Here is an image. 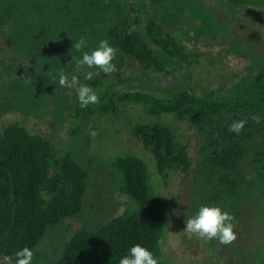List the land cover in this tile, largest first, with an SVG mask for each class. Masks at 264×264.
Instances as JSON below:
<instances>
[{"label":"rangeland","instance_id":"rangeland-1","mask_svg":"<svg viewBox=\"0 0 264 264\" xmlns=\"http://www.w3.org/2000/svg\"><path fill=\"white\" fill-rule=\"evenodd\" d=\"M51 1L53 6L45 7L40 24L31 23L30 34L23 16L14 23L7 20L0 24V132L16 123L48 139L60 153L71 150L88 170L89 179L81 214L47 231L33 251V264H53L64 243L78 230L107 223L131 206L118 191V176L111 168L112 161L123 155L143 160L155 193L168 200L165 234L160 241L161 259L166 264H264V133L248 145L233 195L227 192L220 174L203 167L200 137L187 121L175 122L169 116L152 118L141 107L131 105L120 117H91L73 135L81 125L75 110L76 89L59 86L55 77L61 71L78 74L80 82L88 84L99 78V73L85 81L83 73L90 70L81 69L77 61L68 63L64 54L58 55L65 39L73 44L84 34L81 21L87 13L75 4L67 15L72 9L67 0ZM116 1L123 3L130 28L136 14H151L155 7L151 0ZM25 11L28 9L20 12ZM102 15L104 24L107 20L119 22L116 2ZM68 19L79 23L69 27ZM160 20L167 32L197 55L196 61L190 66L168 64L167 74L148 80L135 61L125 58L116 90L168 97L175 86L184 85L197 96L214 93L228 101L237 98L251 82L264 81V2L246 6L231 0L166 1ZM36 38L49 43L47 50ZM108 80L115 82L117 78L110 74ZM155 122L170 125L186 146L190 158L187 174L173 172L162 179L148 150L132 137L131 126ZM204 204L218 205L234 217L236 238L231 244L204 241L183 231L184 221ZM0 264L11 262L1 258Z\"/></svg>","mask_w":264,"mask_h":264},{"label":"trees","instance_id":"trees-1","mask_svg":"<svg viewBox=\"0 0 264 264\" xmlns=\"http://www.w3.org/2000/svg\"><path fill=\"white\" fill-rule=\"evenodd\" d=\"M151 1L155 4L151 14L139 12L131 19L133 27L130 28L129 20L122 12L123 3L67 0L72 8L67 10V15L74 11L75 4L80 5L81 12L87 13V18L81 21L85 27L82 36L88 38L84 51H90L101 39H107L116 50L113 61L116 71L111 74L117 81L110 82V74L90 70L95 75L99 73V78L88 82L99 87L96 90L99 103L81 108L77 101L75 110L81 125L76 127L73 135L91 117H120L131 105L141 107L152 118L169 116L175 122L187 121L200 137L203 167L208 172L220 174L228 187L227 192L233 195L248 145L264 133V121L256 124L249 119L253 114L264 117V81L251 82L237 98L228 101L214 93L197 96L184 85L175 86L168 97L116 90L121 84L119 71L125 58L135 61L148 80L167 74L168 64L190 66L196 61L197 55L167 32L160 20L164 2L177 4L185 0ZM231 1L246 6L264 2ZM115 2L119 22L107 20L108 25L104 24L103 10ZM52 3L51 0H0V24L7 20L14 23L23 16L30 34L31 23L39 25L45 7L53 6ZM23 8L28 11L21 14ZM139 21H143V25ZM77 22L68 19L69 27L76 26ZM36 43L47 50L49 43L45 39L36 38ZM64 43L58 55L64 54L66 61L74 65L80 52L67 39ZM240 119L247 120L242 132L239 135L230 133L228 125ZM130 133L148 150L162 179L173 172L187 174L190 158L186 146L177 139L170 125L159 122L138 124L130 127ZM88 143L86 139L85 145ZM111 168L118 176V191L128 198L131 206L107 223L78 230L64 243L61 255L53 264H119L120 257L134 244L148 248L159 264H166L161 259L160 241L165 234L168 200L155 193L143 160L123 155L112 161ZM88 179V170L71 150L60 153L45 137L16 123L7 125L0 132V259L11 257L14 260L15 252L24 247L34 251L49 229L78 217Z\"/></svg>","mask_w":264,"mask_h":264},{"label":"clouds","instance_id":"clouds-1","mask_svg":"<svg viewBox=\"0 0 264 264\" xmlns=\"http://www.w3.org/2000/svg\"><path fill=\"white\" fill-rule=\"evenodd\" d=\"M73 44L74 48L80 52L77 65L81 69H96L104 74H111L116 71V65L113 63L116 58V50L107 39L99 40L90 51H84L88 46V38L85 36L75 39ZM93 75V71H86L83 73V79L85 81L91 80ZM55 80L61 87L76 89V98L81 108L99 103L98 93L88 84L81 83L78 74H66L61 71ZM249 119L256 124L264 121V117L256 114L251 115ZM246 123L247 120L245 119L235 120L228 125V131L239 135ZM233 220L234 217L222 207L204 204L199 206L196 212L184 221L183 231L204 241L216 239L221 244L229 245L236 238ZM33 255L31 249L24 247L15 252L14 260L11 257H4V260L11 261V264H33ZM119 264H159V261L148 248L134 244L127 249L125 255L120 257Z\"/></svg>","mask_w":264,"mask_h":264}]
</instances>
